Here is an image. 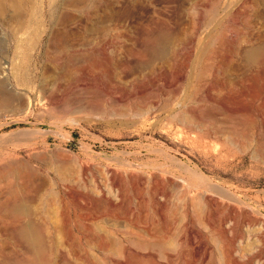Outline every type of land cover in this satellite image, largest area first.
Listing matches in <instances>:
<instances>
[{"label": "rangeland", "instance_id": "374dc122", "mask_svg": "<svg viewBox=\"0 0 264 264\" xmlns=\"http://www.w3.org/2000/svg\"><path fill=\"white\" fill-rule=\"evenodd\" d=\"M30 5L0 12V165L25 174L0 194L30 196L46 264H264V0Z\"/></svg>", "mask_w": 264, "mask_h": 264}, {"label": "bare ground", "instance_id": "6f19581e", "mask_svg": "<svg viewBox=\"0 0 264 264\" xmlns=\"http://www.w3.org/2000/svg\"><path fill=\"white\" fill-rule=\"evenodd\" d=\"M30 1H32V0H0V12H4L9 8L10 9L13 8L15 10V11L13 10V12H16L15 14H17V16L19 17L18 20H16L17 25L24 24L26 22V19H24L22 16L25 13L29 12V10L31 8L30 6H32V5H30ZM63 2L64 1H61V2L59 1L60 8L62 7ZM76 9H78V8H76ZM244 55L250 61H255V60L258 61V59L260 60V59L264 58V45L251 47L245 51ZM2 67L3 66H1V64H0V69H2ZM2 89H3L2 84L0 83V93H2L1 92V91H3ZM3 97H5V96H3ZM5 98H7V97H5ZM263 154L264 153L262 152V155ZM22 165L23 164L20 162L19 163L10 162V163L5 164V165H0V178H7V179L8 178H17V179H20L21 177H24L25 174H22V171L20 170V166H22ZM22 188H24V192L26 194L29 193L30 189H29L27 183H24V186ZM204 199H205V196H204ZM27 202H30V196H28V195H27V197L25 196V199L20 198L19 190L17 188H15L11 191H8L4 194H0V214L2 216L6 217L7 219H9L10 223L13 224L10 227L12 237H13L14 241L17 243V245L21 248V250H23L22 252L26 255L25 256L26 258L7 260V261H3L0 264H46V261H47L46 254L47 253H46V248H45L44 243H43V238H42L40 229L38 228V226L35 225L34 221L31 218L30 207H29ZM67 223L68 222L66 220H64L63 223H60L57 225H59L60 227L62 226V228H63V225L67 226ZM68 239H69V241H72V239L70 237ZM85 239L87 240V242H86L87 245L91 246L95 249H101V250H104V252H105L111 248V247L110 248H108V247H109V244H112V239L109 240L106 243V245H104V246H100V244L98 243L99 240L97 242L95 240L96 237L94 238V236H92V238L86 237ZM79 242H80V240H79ZM81 247H83V249L85 251V257H84V260L82 261V263L83 264L94 263L95 256L94 255H92V256L88 255L87 251L89 250V248L84 244L81 245ZM112 249L113 248H111V250ZM90 261H91V263H90ZM64 264H69V263L66 262Z\"/></svg>", "mask_w": 264, "mask_h": 264}, {"label": "crops", "instance_id": "0c3cea01", "mask_svg": "<svg viewBox=\"0 0 264 264\" xmlns=\"http://www.w3.org/2000/svg\"><path fill=\"white\" fill-rule=\"evenodd\" d=\"M13 257H14V259H15V258H16V259H18V258H19L17 255H13Z\"/></svg>", "mask_w": 264, "mask_h": 264}]
</instances>
